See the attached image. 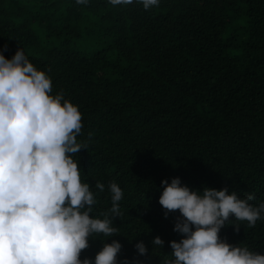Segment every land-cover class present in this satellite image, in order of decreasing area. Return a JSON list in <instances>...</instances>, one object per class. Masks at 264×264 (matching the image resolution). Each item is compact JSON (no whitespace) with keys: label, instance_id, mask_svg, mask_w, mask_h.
<instances>
[{"label":"trees","instance_id":"1","mask_svg":"<svg viewBox=\"0 0 264 264\" xmlns=\"http://www.w3.org/2000/svg\"><path fill=\"white\" fill-rule=\"evenodd\" d=\"M19 48L82 114L85 148L73 159L96 194L90 215L111 208V182L124 193L120 233L90 235L81 259L114 239L120 264L171 259L169 242L183 234L173 230L179 210L165 216L159 203L165 178L264 202V0H160L148 10L135 0H0V51ZM229 219L221 239L264 253V219ZM157 235L165 244L153 252Z\"/></svg>","mask_w":264,"mask_h":264},{"label":"clouds","instance_id":"2","mask_svg":"<svg viewBox=\"0 0 264 264\" xmlns=\"http://www.w3.org/2000/svg\"><path fill=\"white\" fill-rule=\"evenodd\" d=\"M145 10L160 0H135ZM87 4L88 0H76ZM129 5L133 0H109ZM51 77L29 61L22 48L11 58L0 51V264H120L119 240L105 242L95 257L81 259L89 236L120 233L114 219L121 216L124 193L111 182V208L94 217L96 194L82 182L73 154L85 146L77 141L82 114L62 93L52 95ZM159 203L169 212L179 210L174 231L183 234L169 242L171 259L163 264H264V253L221 239L230 217L255 225L264 219V202L250 203L255 193L241 198L227 187L192 189L179 176L165 178ZM95 187L103 191L105 185ZM232 220V219H231ZM239 231V224H234ZM153 252L165 241L157 235ZM134 247L138 256L149 253L144 241ZM123 264H134L124 258Z\"/></svg>","mask_w":264,"mask_h":264}]
</instances>
